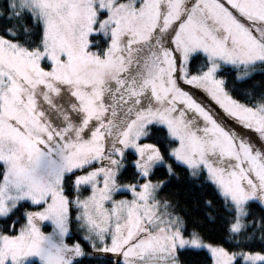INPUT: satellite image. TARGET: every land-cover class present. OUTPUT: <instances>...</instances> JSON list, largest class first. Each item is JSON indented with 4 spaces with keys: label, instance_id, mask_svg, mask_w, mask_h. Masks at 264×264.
Wrapping results in <instances>:
<instances>
[{
    "label": "snow or ice",
    "instance_id": "snow-or-ice-1",
    "mask_svg": "<svg viewBox=\"0 0 264 264\" xmlns=\"http://www.w3.org/2000/svg\"><path fill=\"white\" fill-rule=\"evenodd\" d=\"M0 264H264V0H0Z\"/></svg>",
    "mask_w": 264,
    "mask_h": 264
},
{
    "label": "trees",
    "instance_id": "trees-1",
    "mask_svg": "<svg viewBox=\"0 0 264 264\" xmlns=\"http://www.w3.org/2000/svg\"><path fill=\"white\" fill-rule=\"evenodd\" d=\"M48 230H50V229H48Z\"/></svg>",
    "mask_w": 264,
    "mask_h": 264
}]
</instances>
